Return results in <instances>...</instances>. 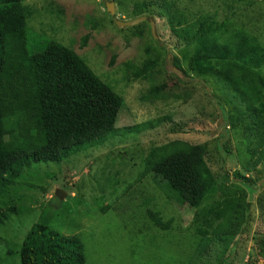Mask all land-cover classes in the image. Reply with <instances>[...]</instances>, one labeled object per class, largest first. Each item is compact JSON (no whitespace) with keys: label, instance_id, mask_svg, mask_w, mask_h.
I'll return each mask as SVG.
<instances>
[{"label":"trees","instance_id":"16d2710c","mask_svg":"<svg viewBox=\"0 0 264 264\" xmlns=\"http://www.w3.org/2000/svg\"><path fill=\"white\" fill-rule=\"evenodd\" d=\"M160 1L157 15L162 18L175 3ZM121 3L132 5L131 19L153 21L155 15L146 0H116L114 5ZM45 12L56 19V25L52 21L47 30L43 26L35 29L34 23L43 16L38 9L25 0H0V232L22 237L21 244L13 249L17 258L13 264H86L85 246L78 236L63 235V229L52 228L50 221L34 222L23 230L25 225L18 219L17 210L26 201L24 191L28 189L17 190L16 186L24 172L34 166L63 162L76 154L77 147L116 133L125 102L95 74L89 59L75 51V39L62 43L53 35L63 27V12L51 7ZM217 15L181 13V18L192 19L174 35L185 48H193L192 56L186 60V70L177 57L172 59L173 66L184 75L190 71L216 83L235 111L230 117L221 111L220 118L238 133L242 155L253 166L261 164L264 169V46L247 25L238 27L228 18L218 20ZM83 24L95 30L98 19L85 18ZM143 25L150 33L146 21L125 29L137 30ZM72 26L77 27L78 22ZM89 38L85 35L80 39V49ZM149 39L155 42L150 34ZM151 51L145 48L147 58L140 65L124 63L125 74L143 81L158 74L156 69L164 61L158 52L154 55ZM113 62L114 57L109 65ZM163 90L164 86H154L149 97L160 100ZM184 129V125H175L176 133ZM229 134L224 130L203 144L174 140L152 149L143 160L142 177L149 176L166 200L198 211L192 222L198 243L193 260L186 264H195L218 242L228 245H224L218 264H234L236 240L251 233V196L264 185V178L238 172L229 177ZM49 178L56 181L54 176ZM257 203L264 213V192ZM145 213L155 229L165 232L171 228V220L164 222L150 209ZM250 239L264 264V231L253 233ZM254 260L250 257L246 264H258Z\"/></svg>","mask_w":264,"mask_h":264},{"label":"rangeland","instance_id":"374dc122","mask_svg":"<svg viewBox=\"0 0 264 264\" xmlns=\"http://www.w3.org/2000/svg\"><path fill=\"white\" fill-rule=\"evenodd\" d=\"M146 1L155 15L153 35L146 25L137 30L116 25L131 19V4L116 7V0H25L43 15L34 23L35 29L43 26L47 30L52 21L56 25V19L45 12L49 7L63 12V27L53 35L62 43L75 39V51L89 59L95 74L125 102L116 133L77 147L76 154L63 162L34 166L24 172L16 186L17 190L28 189L24 191L26 201L17 210L18 219L25 225L23 230L34 222L50 221L52 228L63 229V235L78 236L85 246L86 264H186L193 260L198 236L192 222L198 211L166 200L149 176L142 177L143 160L152 149L174 140L203 144L216 139L224 130L229 131L231 153L226 166L229 177L238 172L264 178L262 165L253 166L242 155L244 149L236 140L238 133L220 118L221 111L228 117L235 111L225 102L227 99L216 83L188 70L184 75L172 61L177 57L186 70V60L192 56L193 48H185L174 35V31L188 26L192 19L181 18V13L194 16L199 12L208 15L217 12L218 20L225 17L238 27L247 25L264 46V0H167L175 4L162 18L157 15L162 1ZM107 3L114 5L113 16L106 11ZM85 18H97V28L85 27ZM75 21L77 27L72 26ZM149 34L155 42L150 41ZM85 35L90 38L80 49L79 41ZM147 47L154 55L158 52L164 63L157 67L159 73L153 74L150 81L132 80L125 74L124 63H143ZM112 57L114 62L110 66ZM154 86L165 87L160 100L149 97ZM175 125H184V131L176 133ZM53 176L56 181L49 178ZM263 192L264 185L251 196L253 226L249 236L236 240L234 264H246L250 257L263 264L250 239L253 233L264 231V213L257 203ZM147 209L157 212L164 222L171 220V228L164 232L151 226ZM5 232H0V264H13L17 259L13 249L21 244L22 237H11ZM224 245L228 246L221 242L211 245L195 264H218Z\"/></svg>","mask_w":264,"mask_h":264},{"label":"water","instance_id":"95a60500","mask_svg":"<svg viewBox=\"0 0 264 264\" xmlns=\"http://www.w3.org/2000/svg\"><path fill=\"white\" fill-rule=\"evenodd\" d=\"M106 11L110 16H113L114 15V5L112 3H107ZM145 21L149 23L150 29H151V32L153 35L154 34L153 23L150 20L149 21L146 20V18H144V17H140V18L134 19V20L129 21V22H116V25L118 27H122V28H132V27L138 26L139 24H141Z\"/></svg>","mask_w":264,"mask_h":264}]
</instances>
